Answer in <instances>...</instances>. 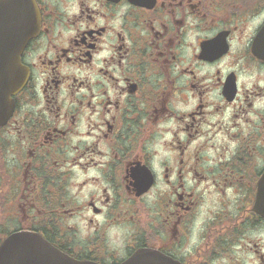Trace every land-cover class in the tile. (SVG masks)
Instances as JSON below:
<instances>
[{"label": "flooded vegetation", "instance_id": "af4514ba", "mask_svg": "<svg viewBox=\"0 0 264 264\" xmlns=\"http://www.w3.org/2000/svg\"><path fill=\"white\" fill-rule=\"evenodd\" d=\"M31 2L26 82L0 92V246L264 264V0Z\"/></svg>", "mask_w": 264, "mask_h": 264}, {"label": "water", "instance_id": "95a60500", "mask_svg": "<svg viewBox=\"0 0 264 264\" xmlns=\"http://www.w3.org/2000/svg\"><path fill=\"white\" fill-rule=\"evenodd\" d=\"M0 4V90L12 94L21 88L26 80L19 57L22 48L32 36L33 24L29 16V5L16 6L17 3L12 0L7 2L0 0ZM7 12L16 16L7 17ZM0 264L95 263L75 260L43 240L20 233L11 236L0 246ZM121 264H167V262L159 254L142 250Z\"/></svg>", "mask_w": 264, "mask_h": 264}]
</instances>
